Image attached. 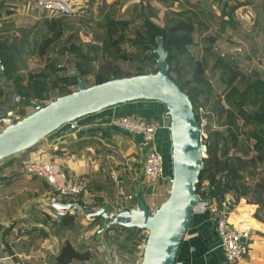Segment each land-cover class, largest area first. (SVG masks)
<instances>
[{
	"label": "trees",
	"instance_id": "trees-1",
	"mask_svg": "<svg viewBox=\"0 0 264 264\" xmlns=\"http://www.w3.org/2000/svg\"><path fill=\"white\" fill-rule=\"evenodd\" d=\"M3 1L11 6V0H0V8L5 5ZM86 1L89 7L96 6L97 12L94 25L87 32L90 35L88 39L76 40L81 29L79 24L87 26L89 23V20L83 18L84 15L76 16L77 20L43 11L41 25L34 30L32 45L27 52V55H36L43 65L28 71L27 75L21 71L23 68L16 60L22 58L19 47L27 40L29 29L20 28L23 33L18 39L10 33L12 22H5V27L2 22L0 62L3 68L0 69V81L22 94L25 97L23 103L33 110L37 103L70 92L71 86L76 84L77 76L84 85H89L113 77L155 71L157 65L154 48L156 37L161 35L167 50L168 73L188 94L199 127L200 107L209 109V119L215 118V123L209 121L205 138H201L207 150L196 183L199 198L218 202L227 196L235 201L244 199L255 205L254 216L264 222V71L257 65L244 71L236 55L214 48L211 42L216 36L213 35L201 39L208 43L199 56L192 51V46L197 43L193 37L197 26L198 29L202 28L200 31L206 30L209 27L205 22L207 20L212 24L217 23V31H222L227 27L236 28L233 21L215 17L204 8V3L197 10L192 6L190 8L189 0H159L167 6L159 18L161 22L156 21L160 9L150 0H135L128 4L125 8L128 16L119 15V7L116 6L118 0ZM174 2L179 7L174 6ZM4 11L11 13L14 10L6 8ZM92 11L91 8L88 10L91 16ZM223 12L222 8L220 16ZM61 57L71 59L73 67L65 70L58 61ZM119 58L131 61L133 69H121L116 63ZM71 69H74L73 73ZM2 92L3 88L0 87V95ZM40 142L15 153L16 156L10 155L1 160L15 159L19 164L26 160L43 161L29 155L26 157ZM256 173L258 177H254ZM145 190V185H142L140 194L151 207V199ZM162 192L157 205L167 196L168 189ZM68 198L64 200H75L85 208L92 206L93 198ZM97 202L101 205L98 198ZM105 235V242L120 255L131 257L139 251L141 256L139 244L146 238L142 228L113 224L106 228ZM89 256L86 248L75 247L66 239L54 256L53 263L80 261L84 264Z\"/></svg>",
	"mask_w": 264,
	"mask_h": 264
},
{
	"label": "crops",
	"instance_id": "crops-1",
	"mask_svg": "<svg viewBox=\"0 0 264 264\" xmlns=\"http://www.w3.org/2000/svg\"><path fill=\"white\" fill-rule=\"evenodd\" d=\"M197 3L200 7L204 3V8L215 17L231 19L236 28L251 24L249 31L254 30L255 38L261 41L256 45L259 52L255 63L261 68L264 62V0H198ZM4 4L0 8V19L13 16V28L19 30L30 26L26 44L23 42L20 47L21 55H27L23 52L26 47L31 48L34 30L41 25V13L33 12V0H11V6L6 5L7 2ZM6 8L14 11L7 13ZM222 8L224 12L220 16ZM244 38L250 39L248 35ZM24 109L26 112L32 110L22 103L16 112L19 114ZM113 114H142L159 121L162 126L156 130L155 144L163 154L165 173L171 174L170 133L164 126L168 119L163 103L157 100L122 102L64 123L40 140L26 157L49 160L61 170L82 175L101 205L110 210L133 206L134 190L139 187L141 191L142 185L151 199V208L157 206L167 185L159 181L152 189L145 180L141 164L148 146L138 134L110 125L108 120ZM22 164L15 159L0 161V264H54V256L66 239L75 247L89 251L90 256L84 264H108L104 247L106 229L101 230L103 219L100 216H95L99 219L89 218L75 208H66V214L56 215L57 206L48 203L52 188L44 177L23 173ZM113 171L116 177L112 176ZM129 194L132 198L125 199ZM64 199L62 203L70 202ZM254 212V204L240 199L229 214L232 226L249 232L247 253L234 264H264V222L257 219ZM176 257L186 264H230L219 244L212 213L192 212L191 224L183 235Z\"/></svg>",
	"mask_w": 264,
	"mask_h": 264
},
{
	"label": "water",
	"instance_id": "water-1",
	"mask_svg": "<svg viewBox=\"0 0 264 264\" xmlns=\"http://www.w3.org/2000/svg\"><path fill=\"white\" fill-rule=\"evenodd\" d=\"M154 51L155 71L113 77L89 85H84L77 76L75 89L37 103L30 112L21 110L14 123L0 130V160L30 148L64 123L106 107L133 100L163 103L171 141V177L168 194L162 202L152 209L138 187L134 190L133 206L117 211L105 205L85 208L78 202L55 205L75 208L89 218L100 216L103 219L101 230L113 224L144 228L146 238L140 264H173L183 235L191 224L192 204L199 200L196 183L207 145L201 140L188 94L168 73L167 50L161 35L156 37Z\"/></svg>",
	"mask_w": 264,
	"mask_h": 264
},
{
	"label": "built area",
	"instance_id": "built-area-1",
	"mask_svg": "<svg viewBox=\"0 0 264 264\" xmlns=\"http://www.w3.org/2000/svg\"><path fill=\"white\" fill-rule=\"evenodd\" d=\"M33 8L58 16H70L76 13L78 6L75 7L73 0H33ZM0 87L3 88V92L0 95L1 130L19 118L20 115L16 110L23 103L25 97L11 85H4L1 81ZM108 123L128 132L138 134L142 143L148 146L143 153L141 171L152 189L159 181L167 183L171 174L165 173L163 154L155 144L156 130L162 126L159 121L142 114H113L109 117ZM164 126L168 127V123ZM22 171L25 174L44 177L47 184L52 188V192L48 195L49 204L61 202L66 197L82 196L93 198L91 207L97 208L100 206L95 193L88 188L85 177L61 170L49 160H26L22 164ZM112 176L116 177L114 171L112 172ZM131 198L132 195L130 194L125 197L127 200ZM235 207L236 201L231 196H227L219 202L214 199L199 198L198 201L192 204V212L209 211L213 214L219 244L225 260L230 264L237 263V261L245 256L248 250L247 241L249 232L232 226L228 220L229 214ZM117 210L120 209L112 211ZM66 212V208H55L56 215H64ZM104 247L108 264H125L121 259V255L113 247L107 243L104 244ZM173 264L186 263L176 257Z\"/></svg>",
	"mask_w": 264,
	"mask_h": 264
},
{
	"label": "rangeland",
	"instance_id": "rangeland-1",
	"mask_svg": "<svg viewBox=\"0 0 264 264\" xmlns=\"http://www.w3.org/2000/svg\"><path fill=\"white\" fill-rule=\"evenodd\" d=\"M28 1H32V0H28ZM107 1L112 2L113 0H107ZM133 1H135V0H118V2L116 3V6L119 7L118 8L119 15L122 14L123 16H128L129 13H127V12L125 13V8L128 6V4L130 5V3H132ZM150 1H151V3H153L156 7H158L160 9V11L158 12V17L156 18V21L161 22L162 19L159 20V18L162 15V13H164L167 10V8H166L167 6H165V4H163L159 0H150ZM182 1H185V0H182ZM197 1L198 0H189L188 6L190 8L192 6L195 10L199 9L200 6L197 5ZM73 3L75 5V7L78 6V10H77L78 12L77 11L76 12L77 13L80 12V13L70 15V18L77 19L76 16L84 15L83 18L89 20V23L87 26L84 24H79L81 26V29L78 32L79 34L76 37V40H78L80 38L88 39L90 35H89V33L87 34V32H90V26L94 25V21H95L94 15L97 14L96 6L89 7V4L86 0H73ZM173 5L179 7L177 2H174ZM90 8L93 10L92 16L89 15V12H88V10ZM82 9H84V10L81 11ZM34 11H36V10H33V12ZM37 11H39V10H37ZM30 12H31V10H30ZM39 12L41 14L43 13V11H39ZM11 17L13 18V16H10L7 18L0 19L1 23L3 22V27H5V22H8V21H11L12 26H13V23H15V20H14V18L11 19ZM6 19H9V20H6ZM205 22H207L208 26H209L206 30L200 31L202 28L198 29V26H197V28L195 29V31L193 33L194 40L197 41V43L192 46V51H194V53L196 55L199 56L200 53L202 52L203 47L206 46L205 44L208 43V42L201 41V39L204 38L206 35L207 36L213 35V36H216L215 39L213 40V42H211L212 45L214 46V48H216L217 50L222 51L224 53H229V54L234 55V56L236 55V58L239 59L238 61H240L242 63L241 67L244 71L249 70L254 65H257L260 68V65L255 64V63L258 62V59L256 58V56H257L256 54L259 52L256 49V45H257V43H260L261 41H259L258 38H255L254 30L249 31L248 28L251 27V24H241L240 26H238V28L233 27L232 29H235V30H232L229 27H227L226 29H224L222 31H217V29H218L217 23L212 24V23H209L207 20ZM22 25H24V24H22ZM15 27H17V25ZM23 27H27V29L30 30L29 25L23 26ZM10 33H11V35H16V37L18 39H20L23 31L19 30L17 28H13L10 31ZM29 35H30V33H28V36ZM247 35L250 37V39L244 38ZM262 43H264V42H262ZM24 44H26V41H24ZM22 45H23V43H22ZM19 49H20V47H19ZM28 50H29V48L26 47L23 53H27ZM15 52L20 53L21 51H15ZM20 56H22V58L20 57L16 61L24 69V70H22V72L25 75H27L28 71H31L32 69H35V68H41L43 65L38 60V57L36 55H21L20 54ZM58 61H59V64H62L65 67V70L73 67V61L71 59L68 60L67 57L58 58ZM116 63L123 70L133 69L132 62L129 60H123V59L119 58ZM262 67H264V62L262 63ZM262 69H264V68H262ZM91 78L93 79V77H91ZM212 80H213V83H215V79L212 78ZM71 87H72L71 89H75V85H73ZM46 100H48V99H46ZM208 113H209V109H207V107H205V106L200 107L199 116H200V130H201V138L202 139L205 138V136L207 135V129H208L209 121L212 123H215V118L212 120L209 119ZM167 119H168V115H167ZM229 151L231 152L232 150L230 149ZM258 176H259L258 173L254 174V177H258ZM166 185H167V189H169L170 179L167 181ZM155 207H156V205L152 206L153 209ZM142 229L146 232V230L144 228H142ZM143 244H144V241H141L139 244V247L141 248V251H140L141 253H142V249H143ZM121 259L125 264H140L141 256L139 255V251H138L136 255L131 256V257L128 255L124 256L121 254Z\"/></svg>",
	"mask_w": 264,
	"mask_h": 264
}]
</instances>
